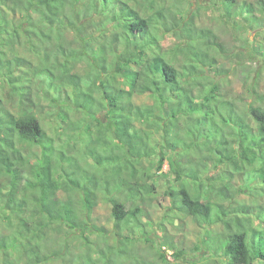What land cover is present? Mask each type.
Instances as JSON below:
<instances>
[{
	"label": "trees",
	"instance_id": "1",
	"mask_svg": "<svg viewBox=\"0 0 264 264\" xmlns=\"http://www.w3.org/2000/svg\"><path fill=\"white\" fill-rule=\"evenodd\" d=\"M211 1L237 52L171 0H0V264L180 263L176 244L173 261L138 246L166 163L181 184L166 194L205 233L197 250L264 264V95L252 90L243 110L219 80L240 48L264 62V0ZM45 105L56 138L37 112ZM101 197L112 229L93 218Z\"/></svg>",
	"mask_w": 264,
	"mask_h": 264
},
{
	"label": "rangeland",
	"instance_id": "2",
	"mask_svg": "<svg viewBox=\"0 0 264 264\" xmlns=\"http://www.w3.org/2000/svg\"><path fill=\"white\" fill-rule=\"evenodd\" d=\"M173 3L171 6L179 7L189 14V18H193V23L199 28H209L214 32L218 33L219 36L223 39L225 45L233 47V50H236L235 47L238 45L237 39L231 34V29H229L221 20V12H219L217 7L214 5L211 0H171ZM253 1V0H250ZM256 32H250L251 39L255 38ZM262 38H258L264 43V30L262 31ZM176 43L175 38L172 36H167L163 41V45L166 48L174 46ZM235 52V54H236ZM239 52H244L242 55L232 56L229 60H222V63L226 64L225 67L230 69L232 72L230 74L222 75L219 77L220 82L224 85L223 92H228L233 101L238 103V106L242 107L243 110L248 108L249 104L252 102L251 91L256 90L258 94L264 95V62L257 61L253 62L249 57H247V52L244 49L240 48ZM241 63L239 66L238 64ZM6 94V93H5ZM137 103H151V100L146 97L135 98ZM241 108V109H242ZM240 110V109H239ZM241 111V110H240ZM41 122L48 134L51 137L56 138L57 135V122L56 117L51 115L53 114V109L49 108L48 105L37 110ZM80 119V115H74V119ZM102 120L105 121V118L102 116ZM93 131L96 134L97 129L93 127ZM162 134H154L153 138L157 142L164 143L161 138ZM57 142V141H56ZM58 145V142H57ZM82 144L79 143L78 148H81ZM36 148H29V153L34 154ZM81 156L79 157L80 164L82 168L89 172L90 175H94L97 169V163L95 159L86 153L83 149ZM152 162H158L159 156H154ZM148 161V160H147ZM226 165V164H224ZM227 165V166H231ZM232 168V167H231ZM169 165L166 163L162 174L160 172H155V177L151 182H156L157 192L154 199L145 205V228L147 230L149 242L139 240V248L145 249L147 246H150L152 249L161 248L168 254V259L173 261L171 256V251L168 250L170 242L176 244L181 250L186 253L183 257V260L180 263L176 264H223V255L212 254L210 248L197 250L196 246L199 245L205 238L204 231L201 229L191 216H188L185 210H181L180 195H177L174 198H171L166 194V190L172 187L179 189L180 183L176 182L175 175L169 172ZM232 170V169H231ZM219 170L211 169L210 175H217ZM239 177V178H237ZM239 179H242L240 176H236L233 180V183L236 184ZM243 180V179H242ZM144 182V180L142 181ZM242 182V181H240ZM98 207L94 211L93 218L96 220L97 224L104 225L109 229H112V215H111V205L104 200L102 197L98 201ZM147 222H150L152 225H147ZM211 231H215V234H218L222 231L220 226H212ZM140 235V234H139ZM144 240V239H143ZM109 244H114L116 239L109 238L107 239ZM99 245L104 246L105 244L100 242ZM212 246V244H209ZM217 246V245H216ZM210 250V251H209ZM213 251V250H212ZM157 252V250H156ZM59 264V263H58Z\"/></svg>",
	"mask_w": 264,
	"mask_h": 264
}]
</instances>
